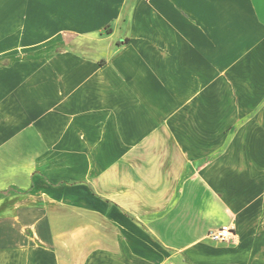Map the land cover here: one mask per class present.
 I'll list each match as a JSON object with an SVG mask.
<instances>
[{
  "label": "crops",
  "instance_id": "1",
  "mask_svg": "<svg viewBox=\"0 0 264 264\" xmlns=\"http://www.w3.org/2000/svg\"><path fill=\"white\" fill-rule=\"evenodd\" d=\"M0 264H264V0H0Z\"/></svg>",
  "mask_w": 264,
  "mask_h": 264
},
{
  "label": "built area",
  "instance_id": "2",
  "mask_svg": "<svg viewBox=\"0 0 264 264\" xmlns=\"http://www.w3.org/2000/svg\"><path fill=\"white\" fill-rule=\"evenodd\" d=\"M207 236L215 241L229 242L235 238V229L233 226L223 225L216 229L209 230Z\"/></svg>",
  "mask_w": 264,
  "mask_h": 264
}]
</instances>
